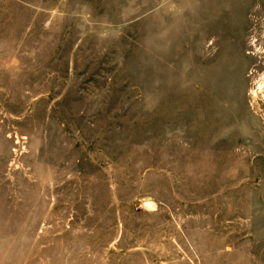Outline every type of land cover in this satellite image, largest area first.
Segmentation results:
<instances>
[{"label":"rangeland","instance_id":"1","mask_svg":"<svg viewBox=\"0 0 264 264\" xmlns=\"http://www.w3.org/2000/svg\"><path fill=\"white\" fill-rule=\"evenodd\" d=\"M0 264H264V0H0Z\"/></svg>","mask_w":264,"mask_h":264}]
</instances>
